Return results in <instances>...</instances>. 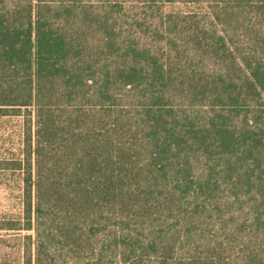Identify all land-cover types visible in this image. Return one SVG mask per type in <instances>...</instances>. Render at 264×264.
Wrapping results in <instances>:
<instances>
[{
  "label": "trees",
  "instance_id": "obj_1",
  "mask_svg": "<svg viewBox=\"0 0 264 264\" xmlns=\"http://www.w3.org/2000/svg\"><path fill=\"white\" fill-rule=\"evenodd\" d=\"M8 115L13 264H264V0H0Z\"/></svg>",
  "mask_w": 264,
  "mask_h": 264
},
{
  "label": "rangeland",
  "instance_id": "obj_2",
  "mask_svg": "<svg viewBox=\"0 0 264 264\" xmlns=\"http://www.w3.org/2000/svg\"><path fill=\"white\" fill-rule=\"evenodd\" d=\"M22 148V117L0 116V157H18ZM20 182L18 172L0 170V220L16 216L20 212ZM29 234L33 237V231H5L0 229V251L6 255L5 263L13 264L16 245H21V237ZM13 253V254H12Z\"/></svg>",
  "mask_w": 264,
  "mask_h": 264
}]
</instances>
